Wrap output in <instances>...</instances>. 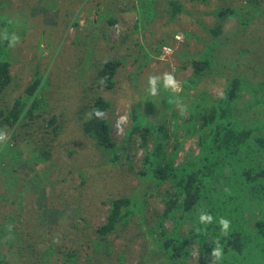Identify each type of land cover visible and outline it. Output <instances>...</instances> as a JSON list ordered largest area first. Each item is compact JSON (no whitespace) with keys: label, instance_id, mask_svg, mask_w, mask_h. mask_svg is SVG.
Masks as SVG:
<instances>
[{"label":"trees","instance_id":"16d2710c","mask_svg":"<svg viewBox=\"0 0 264 264\" xmlns=\"http://www.w3.org/2000/svg\"><path fill=\"white\" fill-rule=\"evenodd\" d=\"M114 1L115 5H112ZM136 1L139 5H132L131 11L139 13L140 18L134 23L132 32H142V26L155 23L158 8L159 15L163 9L159 7V0ZM188 1L194 7L190 12L181 0H168L163 12L167 14L166 18L170 19V22L176 21L181 14L193 16L190 23L203 27L210 37L205 43V49L196 54L197 56L187 51L179 52L184 60L190 57L185 65L189 63L193 69L189 77L182 79L184 89L176 94L171 87L163 83L150 85L148 91L142 89L140 83H134L133 79L134 97H137V101L133 100L131 120L126 125L121 141L111 136L114 123L112 110L115 105L101 96L100 92L93 96L92 103L88 101V110L92 114L83 119L82 127L86 136L93 139L95 146L106 155L103 165L110 173L119 170L122 165L121 156L125 155L128 146L139 141L143 150L141 165L135 176L144 192L136 187L135 193L132 191L129 195H117L103 201V204L108 206L105 222L96 228V238L90 246L94 247V253H105L104 262H108L107 258L114 252L110 238L108 241L106 237L120 231L125 237L130 232L127 224L136 214L142 225L146 219L147 199L161 195V192H158L159 195L153 192H157L168 182L176 188L175 193L162 196V209L156 211V224L149 225L146 231L141 229V254L148 257L149 264H187L193 252L194 264H264V0H249L243 12L240 7L232 5L212 11L200 10L201 14L215 18L213 23L208 24L194 17V12L199 9L201 3L208 5L209 0ZM14 3V0H0V100L8 95L6 91L14 81L11 66L19 59L17 42H24L26 30L29 25L34 24L29 20H21V16L26 18L24 12H20L17 18L5 12L13 10L14 8H11ZM105 3L108 7L118 6L116 0H113L111 5L107 0ZM103 13L98 11L96 19H93V30L105 23L108 27L118 25L119 19L116 16L110 18ZM243 14L246 17H242ZM103 16L106 18L102 19ZM234 18H238L239 22V27L233 29L235 34L229 31V28L226 29L227 23ZM72 24L77 30L81 27L77 20ZM184 34L187 48L188 41L196 35L187 29ZM101 38L108 43L109 35L107 36L104 29ZM125 38L126 36L122 39ZM14 40L16 59L11 61L10 48ZM160 40L161 48L163 41ZM78 42L76 39L74 46H77ZM141 45L140 43L142 48ZM224 48H228V52L222 56L220 50ZM86 59L92 62L90 54ZM123 62L124 58H113L98 65L93 83L98 87V91H117L115 76ZM185 65H181L179 69H186ZM50 73L48 69L44 72L37 70L25 88L26 94L16 98L11 108H5L0 101V133L5 130L11 132L14 139V145L10 148L0 145V172L6 178L9 176L10 183L16 181L17 167H29L32 170L31 162L21 165L18 147L15 145L16 130L25 126L29 121L28 117L34 118L31 114L33 109L39 111L40 117H43L49 103L46 95L51 82L50 77L48 78ZM73 76L82 77L79 68ZM222 78L223 90L217 99L208 94L206 87L201 88L202 91L198 94L200 98L188 106L187 116L182 115L178 119L172 112L170 120L166 121L168 111L176 102L188 97L189 89L198 90V85L202 82L212 83ZM154 97L157 101L153 100ZM144 101H147V104ZM57 115L59 114L53 115L48 121L42 118L43 121L39 122L41 128L33 127L32 131L28 129L24 132L32 133L35 140L43 143L46 140L44 135L50 134L46 128L52 126L55 134L57 130L62 129L57 125ZM168 122L174 126L173 130H177L176 133L172 130L169 134ZM172 136L175 137L172 142L173 151L166 155L164 148ZM181 137L196 138L198 152L187 153L185 159L175 166L174 159L183 147ZM11 141H6L5 145L9 146ZM43 156L45 155H40L39 159ZM12 159L16 161V168L11 167L14 166ZM48 174L49 170L45 172V176ZM80 178L82 182L73 194L77 200L85 201L94 190L89 188V181H85L82 175ZM122 179L125 180L124 187L127 188L130 180L126 177ZM46 181L48 178L44 183ZM38 182L44 187L41 179ZM6 183L9 184L8 181ZM4 208L6 217L3 218L4 223L0 222L1 235L8 234L4 226H9L8 244L13 246L22 239L18 232L13 234L14 229L18 228L11 226L13 215L6 206ZM56 219L52 217L48 223L56 226ZM42 221V224L46 223L45 218ZM165 223H168L169 227H166ZM72 228L76 230L77 227L72 223ZM139 234L140 231L132 235L133 245L136 244L134 240L138 239ZM27 247L34 250L36 246L27 243ZM27 247H17L16 252L23 254V249ZM128 252L132 254L130 249ZM55 253L63 254L59 248L50 246L43 254L37 251L34 255L38 264H49ZM4 256L0 252V264L9 263ZM115 259H120L123 263L126 261L120 251ZM26 263L31 262L26 261L24 264Z\"/></svg>","mask_w":264,"mask_h":264},{"label":"rangeland","instance_id":"374dc122","mask_svg":"<svg viewBox=\"0 0 264 264\" xmlns=\"http://www.w3.org/2000/svg\"><path fill=\"white\" fill-rule=\"evenodd\" d=\"M14 1L11 8L14 9L9 10L10 12L5 10V12H8L13 18H17L20 12L21 14L24 12L26 18L21 16V20H29L34 24L29 25L26 30L24 42L20 40L17 42L19 59H16V40L11 43V61L13 58L17 60L11 66L14 81L6 91L8 95L0 100L1 105L7 109L11 108L16 98L26 94L25 88L34 78L35 72L37 70L44 72L45 69H48L51 72L48 76L51 82L49 91L45 95L49 103L46 105L48 111L45 110L42 118L48 121L53 115L61 114V116L57 115L59 118L57 125L62 129L57 130L55 134L52 126L49 129L46 128L50 134L44 135L46 140L43 143L35 140L32 133H25L24 131L28 129L32 131L33 127L41 128L39 122H42L43 119L40 117L39 111L35 109L31 113L34 118L28 117L29 121L25 123V126L17 128L15 145L18 147L21 165L31 162L32 170L29 167H17L18 176L16 175V181L12 183L6 173L8 178L0 172V222L4 223L3 218L6 217L4 206H6L13 215L11 226L18 228L14 229L13 234L18 232L22 239L14 243L13 246L8 244L10 227L4 226L8 234L2 236L0 229V252L5 255L6 260H9L8 264L17 262L24 264L26 261L31 262L26 264H38L34 253L38 251L43 254L44 250L50 246L55 249L59 248L63 254L55 253L49 264H149L148 257L141 254V245L139 244L143 240L141 229L146 231L149 225L156 224L154 223L157 217L156 211L162 209L160 203L162 196L174 194L176 188L172 183L167 182L157 192H153L157 195H159L158 192H161V195L147 199L146 219L140 225L139 216L136 214L134 219L127 224L130 232L125 237L121 231L106 237L108 241L110 238L114 252L107 258L108 262H104L105 253L97 251L94 253V247L90 246L96 238V228L105 222L104 217L108 206L104 205L103 201L117 195H129L132 191L135 193L136 187L144 192L135 176L141 165L143 150L139 141L128 146L125 155L121 156L122 165L118 168L119 170L110 173L103 165L106 162V155L95 146L93 139L86 136L83 130V119L92 114L88 110L90 106L88 103H92L93 96L96 95V92H100L101 96L115 105L112 110L114 123L111 136L121 141L126 125L131 120L133 100L137 98L134 97L133 79L134 83H140L142 89H147L150 85L164 83L167 87H171L176 94L179 93L184 89L182 79L189 77L193 72L189 63L185 65L190 57L184 60L180 53L187 51V53L197 56L196 54L205 49V43L209 41L210 37L203 27L190 23L191 17H193L191 15L181 14L176 21L170 22V19L166 18L167 14L163 13L168 0L158 1L160 9L163 10L159 15L157 7L155 23L142 26L144 28L142 32H132L134 23L140 18L139 13L131 11L132 5H139L136 0H116L118 6L115 7L119 10L106 6L105 0H99L100 8L98 7V9L95 7L97 0ZM181 1L189 12L194 9L188 0ZM248 1L209 0L208 5L201 3L198 6L199 9L194 12V17L202 19L206 24L213 23L215 18L201 14L200 10L202 12L203 10L212 11L232 5L240 7L243 12ZM107 2L111 5L113 0H107ZM112 5H115V1ZM98 11L104 12L103 15L110 18L116 16L119 19L118 25L108 27L105 23L93 30L91 28L94 24L92 21ZM242 17H246V15L243 14ZM105 18L102 17V19ZM74 20H77L81 25L78 30L72 24ZM106 26L107 28H105ZM238 27V18L230 20L226 25V29L229 28L233 34L236 33L234 31ZM183 28L193 31L196 35L195 38L188 41L187 48H185L187 41H184L185 29ZM103 29L107 31V36L109 35L107 44L101 38ZM124 36L126 38L122 39ZM76 39L79 42L77 46H74ZM160 39L163 41L161 48L159 46ZM158 40L160 41L158 42ZM140 43L142 48L139 46ZM90 47H92L91 52ZM227 50L228 48L220 50L222 56L228 52ZM89 54L92 62L86 59ZM113 58H124V62L115 76L118 89L117 91L103 89L98 91V87L93 84L94 78L97 76L95 70L102 62L110 61ZM181 65H185L186 69H179ZM78 68L82 77L75 78L73 74ZM223 81V78L212 83L206 81L198 85L200 87L198 90L189 89L188 97L183 98L181 102H176L168 111L166 121L170 120L172 112L178 119L182 115L183 117L187 116V108L200 98L198 94L202 91L201 88L206 87L208 94L212 95L213 99H217L222 93ZM147 90L149 91V89ZM208 99L209 97L206 98V100ZM153 100L157 101L156 97ZM144 102L147 104V101ZM167 127L170 134L174 126L168 122ZM176 131L173 130L175 133ZM12 138L11 132L3 131L0 133V145L10 148L14 145ZM8 140L12 141L9 146H6L5 143ZM174 140L175 137L172 136L167 142L166 148H164L166 155L173 151L172 142ZM180 140L183 147L179 149V154L174 159L175 166L185 159L187 153L197 154L198 152L196 138L184 139L181 137ZM42 154L45 156L39 159ZM34 155H36L35 158H33ZM129 157H131V161H129ZM12 161L14 162V159ZM13 165L11 167L16 168V161ZM47 170H49V174L45 176ZM79 174L85 178V181H89V188L94 190L89 197L85 198V201L77 200L73 194L75 188L82 182ZM120 176L130 180L127 188L124 187L125 180ZM38 178L41 179L44 187L39 185L40 179ZM47 178L48 181L44 183ZM7 181L9 184L6 183ZM20 214L21 216H19ZM52 217L57 218L56 226L48 223ZM44 218L48 224H42ZM16 219H18L17 222ZM72 223L76 225V230L72 228ZM165 226L169 227L168 223H165ZM139 231L141 234L138 235V239L134 240L136 244L133 245L132 235L138 234ZM27 243L36 246L34 250L28 249ZM22 246L27 247L23 249V254L16 252V248ZM128 249L132 254L128 252ZM119 251L126 258L124 263L120 259L114 260ZM194 259L195 253L193 252L187 264H194Z\"/></svg>","mask_w":264,"mask_h":264},{"label":"crops","instance_id":"0c3cea01","mask_svg":"<svg viewBox=\"0 0 264 264\" xmlns=\"http://www.w3.org/2000/svg\"><path fill=\"white\" fill-rule=\"evenodd\" d=\"M97 2H99V1H98V0L96 1V4H95L96 9H98V7L100 8V6H99V4H98ZM97 15H98V14H97ZM97 15H96V17H97ZM96 17L93 18V19H96Z\"/></svg>","mask_w":264,"mask_h":264}]
</instances>
